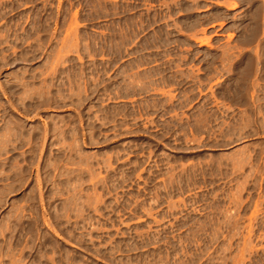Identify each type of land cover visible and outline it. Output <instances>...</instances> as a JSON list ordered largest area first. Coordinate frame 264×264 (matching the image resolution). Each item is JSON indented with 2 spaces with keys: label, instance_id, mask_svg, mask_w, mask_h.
<instances>
[{
  "label": "rangeland",
  "instance_id": "rangeland-1",
  "mask_svg": "<svg viewBox=\"0 0 264 264\" xmlns=\"http://www.w3.org/2000/svg\"><path fill=\"white\" fill-rule=\"evenodd\" d=\"M0 264H264V0H0Z\"/></svg>",
  "mask_w": 264,
  "mask_h": 264
}]
</instances>
